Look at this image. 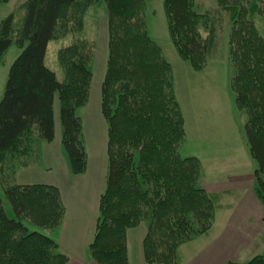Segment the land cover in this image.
I'll return each mask as SVG.
<instances>
[{"label": "trees", "instance_id": "obj_1", "mask_svg": "<svg viewBox=\"0 0 264 264\" xmlns=\"http://www.w3.org/2000/svg\"><path fill=\"white\" fill-rule=\"evenodd\" d=\"M97 3H104L107 14L100 111L107 124L108 170L88 256L98 264H127L126 230L147 220L145 262L173 264L179 245L213 223L216 205L200 186L201 163L179 153L186 138L184 119L170 63L146 30L145 0H25L18 26L12 13L0 21V57L12 43L20 49L0 99V180L15 216L7 217L0 199V264L68 260L54 238L35 229L61 223L65 208L59 188L17 184L14 173L31 154L34 139L54 138L55 96L69 170H85L76 109L88 98L94 44L74 37L57 50L61 80L44 56L49 40L78 34L85 8ZM216 5L230 20L228 84L236 109L244 114V137L256 163L253 191L264 207V33L254 21L264 16V0H216ZM162 6L177 54L193 70H202L215 46L216 21L197 12L193 0H162ZM224 264H264V254Z\"/></svg>", "mask_w": 264, "mask_h": 264}, {"label": "rangeland", "instance_id": "obj_2", "mask_svg": "<svg viewBox=\"0 0 264 264\" xmlns=\"http://www.w3.org/2000/svg\"><path fill=\"white\" fill-rule=\"evenodd\" d=\"M194 9L203 13L206 12L216 21L215 46L208 55L206 66L203 70L196 71L191 68L187 61L179 57L175 47L171 43L168 35L165 14L162 6V0H145V22L146 30L150 38L161 48L162 53L170 63L174 81V91L178 102L180 103L182 114L185 117L186 138L179 148L181 156H190L198 154L206 173L209 172L208 166H216L219 163L226 164L230 161L231 155L238 153L237 160L244 163V157L239 155V139L244 136V114L236 109L233 100V93L229 87L228 79L230 75V66L227 59V36L230 27V20L225 11L216 5V0H193ZM25 0H9L0 2V21L7 15L13 14L15 25L18 26L23 14V3ZM81 31L74 35L67 33L58 38L48 41L44 64L55 72L58 80L63 78L62 69L57 60V50L69 44L74 37L87 39L94 44V52L89 64V70L92 74L89 93L86 103L76 109V115L81 120L80 140L84 144V139L92 143L97 139V133L94 129H106V122L100 112V89L107 60V14L104 3H97L86 7L82 13ZM264 16L256 15L254 21L257 29L262 34ZM20 49L12 43L0 57V99L3 95L4 85L10 64L15 59ZM54 127L58 138L47 147H61L64 158L66 154L61 146V126L59 120V103L57 96L53 103ZM103 127V128H102ZM107 135V132H106ZM38 139V138H36ZM245 149L247 151L246 140ZM38 141V140H37ZM41 141V140H40ZM45 143V142H42ZM238 144L236 147H234ZM98 146V144H97ZM234 148V152L231 150ZM243 150V149H242ZM242 152V151H241ZM41 160V165H46L51 156L45 158L43 154H36ZM195 156V155H194ZM246 157V156H245ZM32 152L29 159L32 160ZM55 171H59L61 163L54 156ZM250 159L249 168L256 166V163ZM38 161L37 159L34 162ZM59 161V162H58ZM252 163V164H251ZM228 164V163H227ZM35 166L30 168L17 166V178H25L31 171L32 176H38V179L47 181L41 170ZM16 171V170H15ZM39 175H38V174ZM43 183V182H42ZM0 199L2 200L4 211L8 218H14V212L11 204L6 199L3 192V184L0 180ZM30 229L32 225H29ZM43 232V228H35ZM49 230V229H44ZM187 249V250H186ZM181 250L185 255L190 251L187 246ZM259 254H264V248Z\"/></svg>", "mask_w": 264, "mask_h": 264}, {"label": "crops", "instance_id": "obj_3", "mask_svg": "<svg viewBox=\"0 0 264 264\" xmlns=\"http://www.w3.org/2000/svg\"><path fill=\"white\" fill-rule=\"evenodd\" d=\"M262 25L264 33V23ZM183 119L184 128H186L184 115ZM93 131L98 134L94 142L96 146L92 147L93 142L89 143L84 139L86 167L82 173L73 174L70 172L61 147H47L54 139L58 138L55 127L52 141L45 142L34 139L32 160L28 156L22 160L24 163L16 164L32 170L35 166H40L41 163L37 153L43 154L45 158H48V155L51 156L46 165L38 167L41 170L40 174H44L47 181L38 179L37 175L32 176L31 171L26 174L25 178H17V166L14 173V182L17 184L43 182L59 188L65 208L64 216L56 228L43 229V233L57 241L58 249L68 257L65 264H98L88 256L87 247L95 231L99 197L106 184L108 170L107 124L106 129L103 128V134L98 129ZM243 138L245 139L244 136ZM243 138L238 137L239 145L236 144L234 147L238 145L239 155L244 157V163L237 160L238 153L233 150L234 148H231L236 153L231 155L230 161H227L228 164L219 163L216 166H208L209 172L206 173L198 154H194L202 167L200 186L213 197L216 210L210 229L205 233L194 234L190 239L180 244L173 264L246 262L264 248V207L253 191L254 167L249 168V158L251 157L248 147L247 151L245 149ZM53 156L61 163L59 171L54 169ZM35 159L38 161L34 162ZM146 229L147 220H143L126 230L127 264H148L145 262L142 249ZM187 246L190 251L186 255L182 254L181 250H185Z\"/></svg>", "mask_w": 264, "mask_h": 264}]
</instances>
